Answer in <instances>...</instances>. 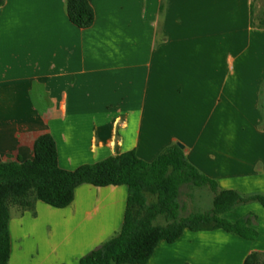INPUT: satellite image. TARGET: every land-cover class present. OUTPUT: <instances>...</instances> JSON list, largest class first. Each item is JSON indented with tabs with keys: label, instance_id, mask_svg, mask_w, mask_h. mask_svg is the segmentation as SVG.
<instances>
[{
	"label": "crops",
	"instance_id": "0c3cea01",
	"mask_svg": "<svg viewBox=\"0 0 264 264\" xmlns=\"http://www.w3.org/2000/svg\"><path fill=\"white\" fill-rule=\"evenodd\" d=\"M87 1L94 13L87 29L69 22L65 0L0 6V163L32 159L45 134L68 171L130 150L150 162L181 144L218 190L264 195L257 0ZM126 194L125 186L84 184L65 208L38 201L34 215L10 213L8 264H79L120 230ZM248 213L254 240L185 230L172 244L160 242L145 264H242L264 254L259 203L222 217Z\"/></svg>",
	"mask_w": 264,
	"mask_h": 264
},
{
	"label": "trees",
	"instance_id": "16d2710c",
	"mask_svg": "<svg viewBox=\"0 0 264 264\" xmlns=\"http://www.w3.org/2000/svg\"><path fill=\"white\" fill-rule=\"evenodd\" d=\"M3 3L0 0V6ZM162 9L160 4L159 11ZM65 10L69 22L79 29H87L94 22L87 0H65ZM256 26L263 27L264 20L256 22ZM260 109L264 129V91ZM84 184L125 186L127 194L120 230L82 256L79 264H145L160 242L172 244L185 230H223L254 240L257 237L252 227L254 214L248 213L235 222L222 215L250 202L264 208V195L244 196L233 190H218L216 181L198 172L177 144L164 148L150 162L130 150L68 171L59 167L55 142L45 134L35 141L32 159L0 163V264L9 262L11 206L32 215L38 201L62 209L72 203L76 188ZM204 187L213 194L211 208L181 215V190ZM159 217L163 218V225L154 224ZM242 264H264V254L250 253Z\"/></svg>",
	"mask_w": 264,
	"mask_h": 264
},
{
	"label": "rangeland",
	"instance_id": "374dc122",
	"mask_svg": "<svg viewBox=\"0 0 264 264\" xmlns=\"http://www.w3.org/2000/svg\"><path fill=\"white\" fill-rule=\"evenodd\" d=\"M256 19L258 21L264 20V0H257L256 4ZM213 199V194L207 188H183L181 190L180 200L183 204V211L181 215H186L190 212H204L211 208V202ZM23 212L17 207L11 206L10 213L14 215L15 213ZM165 222L163 218L159 217L156 219L154 224L163 225ZM33 230V228H32ZM35 237V240L42 241L41 238ZM60 238H54V244H56ZM48 242V241H47ZM46 244V243H45ZM47 247V246H46ZM49 247V245H48Z\"/></svg>",
	"mask_w": 264,
	"mask_h": 264
},
{
	"label": "water",
	"instance_id": "95a60500",
	"mask_svg": "<svg viewBox=\"0 0 264 264\" xmlns=\"http://www.w3.org/2000/svg\"><path fill=\"white\" fill-rule=\"evenodd\" d=\"M177 146L182 149V145L181 144H177Z\"/></svg>",
	"mask_w": 264,
	"mask_h": 264
}]
</instances>
